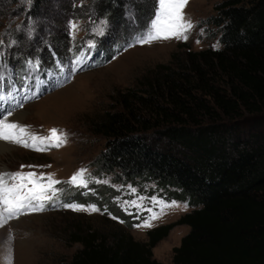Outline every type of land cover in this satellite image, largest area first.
Returning <instances> with one entry per match:
<instances>
[{
  "label": "trees",
  "instance_id": "1",
  "mask_svg": "<svg viewBox=\"0 0 264 264\" xmlns=\"http://www.w3.org/2000/svg\"><path fill=\"white\" fill-rule=\"evenodd\" d=\"M42 1L34 0V8ZM96 1L110 8L121 0ZM215 9L209 23L220 48L180 44L168 63L119 91L117 107L89 123L105 139L96 174L133 185L154 182L165 199L187 200L192 209L137 240L128 231L137 221L106 197L108 188L76 193L80 204L101 205V195L106 212L124 227L74 225L68 241L80 248L67 264H162L152 249L177 225L189 231L169 264H264V0H223ZM20 55L22 72L25 61L38 58V71L49 58ZM50 61L57 65L62 57L53 49Z\"/></svg>",
  "mask_w": 264,
  "mask_h": 264
},
{
  "label": "rangeland",
  "instance_id": "2",
  "mask_svg": "<svg viewBox=\"0 0 264 264\" xmlns=\"http://www.w3.org/2000/svg\"><path fill=\"white\" fill-rule=\"evenodd\" d=\"M222 1L189 0L185 12L194 27L187 40L137 45L125 51L134 37L148 26L152 18L146 23V17L152 11L154 15L156 0H121L120 4L110 8L102 7L96 0H43L39 8H34V0H0V41L3 42L0 44V94L11 93L16 99H22L26 94H39L38 98L25 102L23 108L14 112L22 114L23 123L15 120L14 114L9 119L30 126V131L40 135H48L50 129L57 128L68 136L66 146L47 152L0 141L15 149L0 160V172H15L21 165H33L37 167L23 170L55 173L57 179L68 181L79 169H87L95 179L109 181L108 184L91 183L89 188L94 192L98 191V185L109 189L106 197L137 221L128 229L137 240H146V232L151 229L134 227L143 222L148 212L138 215L134 207L125 211L123 201L137 196H156L181 205L180 208L169 209L167 215L154 221V227L173 222L190 211L192 207L187 200L165 199L154 182L133 185L114 181L113 174H96L95 158L103 150L105 139L92 133L89 123L104 110L117 107L115 97L119 91L133 87L156 64L168 63L171 53L182 49L180 44L192 50L220 48V34L217 27L209 23V18L217 14L215 6ZM100 21H107L102 36L94 32ZM72 23L78 25L75 33ZM89 43H94L95 47L90 49ZM53 49L62 57L57 65L50 64ZM24 53L37 54L41 58L49 53V58L46 57L44 68L38 67V72V58L31 64L25 61L21 72L20 54ZM81 53L86 54L82 70L71 82L54 88L57 79L63 78L61 69L66 75ZM7 56L13 59L12 62H8ZM7 106L3 105L4 108ZM129 186L136 189V195L130 193ZM59 187L65 190L61 203H77L73 200L76 193H92L67 184ZM100 196L96 197L101 200V205L94 202L84 204H95L101 209L97 213L75 212L59 204L55 207L50 205L43 212L21 216L0 228V264H9V259L11 264H67L73 252L80 248V244L68 241L74 225H90L101 230H109L111 224L124 227L120 219H113L114 216L106 212V202ZM184 204L188 205L187 210H184ZM144 205L152 207L149 199H145ZM154 211H159V208ZM188 231V225L175 226L153 247V257L162 264H169L173 247L179 245Z\"/></svg>",
  "mask_w": 264,
  "mask_h": 264
},
{
  "label": "snow or ice",
  "instance_id": "3",
  "mask_svg": "<svg viewBox=\"0 0 264 264\" xmlns=\"http://www.w3.org/2000/svg\"><path fill=\"white\" fill-rule=\"evenodd\" d=\"M188 5L189 0H156V9L148 26L142 33L134 37L133 41L124 50L126 51L128 47L151 45L172 39L187 40L194 27L185 12ZM106 25L107 21H100L94 29L95 34L104 35ZM71 28L75 33L78 25L72 23ZM2 43L0 41V44ZM88 47L90 49L94 48L95 44L89 43ZM85 59L86 54L81 53L75 60L74 65L68 69L66 75L62 68L61 75L63 78L57 79L53 87H63L66 83L71 82L75 74L82 70ZM29 64H31V61H29ZM77 65L81 67H77ZM38 95V93L35 95L26 94L22 99H16L11 93L0 94V106L8 105L7 108L0 107V141L36 152H47L67 145V133L61 129L52 128L49 130L48 135H40L30 131V126L9 119L17 108H23L25 102L38 98ZM26 167L35 168L37 166L21 165L20 170L15 172H0V228L7 226L11 221L17 220L21 216L43 212L50 205L55 207L59 204L61 207L75 212L97 213L101 211L95 204L61 203V196L64 195L65 190L59 186L67 184L73 188L94 192L93 189L89 188L91 183L108 184L109 181L97 180L88 173L87 169L83 168L73 174L68 181H61L56 178L55 173L24 171L23 169ZM47 167H50V165ZM129 189L132 195H136L135 188L129 186ZM82 194L86 195L87 192ZM145 199L150 200L152 207L144 205ZM122 203L125 206V211L134 207L138 215L144 211L148 212V216L144 218L141 224L134 225L137 228H152L154 227L153 222L167 215L169 209L181 207L176 201L169 202L156 196L150 198L137 196L135 199L123 201ZM157 207L159 211H154ZM183 208L187 210L188 205L184 204ZM113 219L117 218L113 217ZM9 264H11V259H9Z\"/></svg>",
  "mask_w": 264,
  "mask_h": 264
},
{
  "label": "bare ground",
  "instance_id": "4",
  "mask_svg": "<svg viewBox=\"0 0 264 264\" xmlns=\"http://www.w3.org/2000/svg\"><path fill=\"white\" fill-rule=\"evenodd\" d=\"M0 107H3V105L2 106H0ZM22 112V111H21ZM14 119L15 120H20V122H22L23 121V116H22V114H20V112L19 113H17V114H14ZM23 123V122H22ZM15 149H11L10 147H8L7 145H5V144H2V143H0V160L3 158V156L8 152H13Z\"/></svg>",
  "mask_w": 264,
  "mask_h": 264
}]
</instances>
